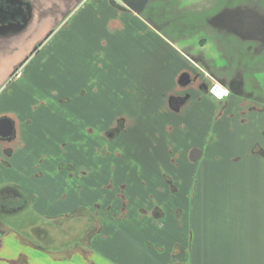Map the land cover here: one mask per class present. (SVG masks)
Segmentation results:
<instances>
[{"label": "crops", "instance_id": "0c3cea01", "mask_svg": "<svg viewBox=\"0 0 264 264\" xmlns=\"http://www.w3.org/2000/svg\"><path fill=\"white\" fill-rule=\"evenodd\" d=\"M3 118L12 214L93 229L59 260L0 217V264H264V0H0Z\"/></svg>", "mask_w": 264, "mask_h": 264}, {"label": "rangeland", "instance_id": "374dc122", "mask_svg": "<svg viewBox=\"0 0 264 264\" xmlns=\"http://www.w3.org/2000/svg\"><path fill=\"white\" fill-rule=\"evenodd\" d=\"M72 142V141H71ZM106 142L100 141L99 148H105ZM101 146V147H100ZM78 148V144H76ZM2 206L0 207V217L10 220L14 225L16 232L19 229H26L29 224H34L38 227L35 230L28 231V238L32 243L43 246L49 253H52L54 259H67L72 261L74 258H86L88 251L85 249L83 244L88 243V233L93 229L92 225H89L90 219L83 214V219H74L70 222H64L60 220H54L52 222L46 220H40V218L27 216V210L21 213L12 214V212L18 209L19 202L12 197L2 199ZM240 206H243L240 204ZM93 224V223H92ZM18 233H22L18 232ZM47 233V234H45Z\"/></svg>", "mask_w": 264, "mask_h": 264}, {"label": "water", "instance_id": "95a60500", "mask_svg": "<svg viewBox=\"0 0 264 264\" xmlns=\"http://www.w3.org/2000/svg\"><path fill=\"white\" fill-rule=\"evenodd\" d=\"M126 5H128L132 10L138 11L142 4L143 0H122ZM13 125L12 122L8 118H3L0 120V134L4 136H9L13 133ZM201 151L199 149H195L192 151V159L196 160L200 157Z\"/></svg>", "mask_w": 264, "mask_h": 264}, {"label": "built area", "instance_id": "2783aa9c", "mask_svg": "<svg viewBox=\"0 0 264 264\" xmlns=\"http://www.w3.org/2000/svg\"><path fill=\"white\" fill-rule=\"evenodd\" d=\"M210 93L216 99L223 100L231 94V90L222 82L214 80L210 87ZM217 93H220V95Z\"/></svg>", "mask_w": 264, "mask_h": 264}, {"label": "trees", "instance_id": "16d2710c", "mask_svg": "<svg viewBox=\"0 0 264 264\" xmlns=\"http://www.w3.org/2000/svg\"><path fill=\"white\" fill-rule=\"evenodd\" d=\"M2 192L5 194L3 196L4 198H7L9 196L14 198V199H18V198H22L23 197L22 192H20L19 189L17 187H15V186L7 187ZM0 199H2V197H0Z\"/></svg>", "mask_w": 264, "mask_h": 264}, {"label": "bare ground", "instance_id": "6f19581e", "mask_svg": "<svg viewBox=\"0 0 264 264\" xmlns=\"http://www.w3.org/2000/svg\"><path fill=\"white\" fill-rule=\"evenodd\" d=\"M76 144H81V148L83 147L84 149H89V148H91V147H89L90 146V144L88 143V141L87 140H84V141H82L81 142V140H80V142H76ZM79 147H80V145H79ZM91 158H93V157H90V159ZM89 159V158H88ZM105 161H106V163H108V159H104ZM103 161V160H102Z\"/></svg>", "mask_w": 264, "mask_h": 264}, {"label": "snow or ice", "instance_id": "6c2138e0", "mask_svg": "<svg viewBox=\"0 0 264 264\" xmlns=\"http://www.w3.org/2000/svg\"><path fill=\"white\" fill-rule=\"evenodd\" d=\"M218 95H220V93H217Z\"/></svg>", "mask_w": 264, "mask_h": 264}]
</instances>
